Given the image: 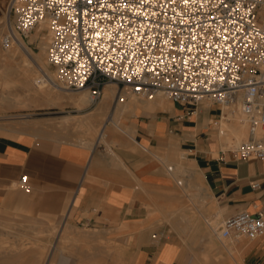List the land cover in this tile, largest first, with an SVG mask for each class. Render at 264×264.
<instances>
[{"label":"crops","instance_id":"obj_1","mask_svg":"<svg viewBox=\"0 0 264 264\" xmlns=\"http://www.w3.org/2000/svg\"><path fill=\"white\" fill-rule=\"evenodd\" d=\"M216 115L212 106L173 103L155 113L139 107L125 115V130L109 122L107 142L97 145L91 133L53 129V116L44 124L0 126V221L124 226L123 236L134 238L128 264H190L174 228L192 226L191 218L207 223L245 210L264 213V158L224 149L206 124ZM175 149L193 167L183 180L167 162ZM259 255L264 259V248Z\"/></svg>","mask_w":264,"mask_h":264},{"label":"built area","instance_id":"obj_2","mask_svg":"<svg viewBox=\"0 0 264 264\" xmlns=\"http://www.w3.org/2000/svg\"><path fill=\"white\" fill-rule=\"evenodd\" d=\"M8 12L6 49L48 24L47 58L62 87L88 89L96 102L114 83L116 104L123 92L164 93L185 108L240 111L249 137L239 154L264 158V0H10ZM221 232L264 237V213L229 216Z\"/></svg>","mask_w":264,"mask_h":264},{"label":"rangeland","instance_id":"obj_3","mask_svg":"<svg viewBox=\"0 0 264 264\" xmlns=\"http://www.w3.org/2000/svg\"><path fill=\"white\" fill-rule=\"evenodd\" d=\"M9 2L10 0H0V71H1L0 84L6 80H9L13 84L15 91L18 90L24 91L25 86L23 84V76L20 74V72L17 69L18 58L13 61L6 58L7 49H5L1 43V36L5 31L7 16L9 14L8 12ZM44 32L47 35V28L44 30ZM32 36L30 35V37ZM30 37L28 39V42L31 43L30 46L32 47V49L38 52L41 58L49 62L47 58V51L46 49H43L40 43V39H36L31 42ZM47 40L48 38H46V41ZM49 66L52 72L56 73L55 68L51 64ZM1 91L2 89L0 87V93ZM68 91H69L68 94L63 93V102L58 107H53V106L51 107V105L48 104V101L44 99V97L39 96V97L28 98L31 104H33V106L30 108L22 109L18 107L12 109H4V106L2 105L0 99V113L1 115L4 116L3 118H0V126L10 125L14 123L13 121L22 120L24 118L23 115L25 116L29 115L27 118H29V120L33 122L40 121L42 124H44L46 120V118H43L44 116H53L54 117L53 122H54L62 115L69 114L72 116L75 115L74 116L75 118L71 120V122L66 126V128L74 127L77 131L82 132L83 134L92 132V138H95V136L97 135V130L100 128V125L105 120V114L102 113L100 116L97 117V120L94 122L93 129L91 131L88 125L83 124L82 120L86 117L88 113L92 111L98 112L102 107L105 106L104 97L92 103L91 105L85 107V109L82 112H78L76 105L71 101L70 98L71 96H74L78 90L68 89ZM30 92L32 95L36 93V91L33 92L30 91ZM126 97H127V101H131L132 96L130 93H127ZM132 101H135L139 107H142L141 105L142 100L135 99ZM165 101L167 105L168 104L173 105L172 101L167 96L165 98ZM112 104L113 106L116 105L115 102H112ZM210 106H212L215 109V113L217 114L213 120L214 122H218L222 116H221L220 108L217 105H209L207 103H203L199 105V107H205V108H208ZM191 107L196 108L195 106H191ZM126 114L127 112L122 115V121H124ZM108 118H109V122L111 123H113V121L116 120L112 111L108 114ZM209 120H207L206 124L211 127L212 132H215L216 130L213 127L215 123L213 122L210 123ZM214 135L216 134L214 133ZM234 147L235 145L233 144L232 147L229 148L223 147V148L236 149ZM166 158L167 156L162 155V159L165 160ZM174 158L175 160L181 161L180 153H178V155H174ZM167 162L168 165L171 164L172 166H174V163H172L171 161L167 160ZM189 165H190V169L193 171L192 169L193 167L191 166V164ZM175 172L176 171H174V174ZM179 178L180 177L178 176V179ZM180 179L183 180L182 177ZM189 207L190 210L193 212V214L197 215V211L191 203L189 204ZM208 220L210 222L211 219L208 218ZM223 221L224 220H220L219 223L220 228L218 229L219 232L221 231ZM200 222L203 223L204 226L199 227V229L195 227L193 228L192 226L184 227V228L176 227L173 229L174 231L177 232L179 238L182 241L185 257L187 258L186 261L188 263L210 264L211 262V264H215L214 262H217L216 264H264V259H262L261 256L259 255V253L264 248V237H257V238L242 237L239 239H234V241L233 239L232 241L229 242L226 241L232 246V250L230 252L227 249L220 248L221 243L220 241H218L219 239L218 240L215 239L216 245L215 244L213 245L211 243L208 244L207 242H204V240H208V238L204 239V237H206L204 236V231L207 229L208 222L207 223L205 221H200ZM69 224L70 227L68 228V230L69 229L70 230L67 233L68 235L67 237L66 235L63 236L61 241L58 242L59 248L55 249L56 252H54L52 256L54 260L52 261L53 258L52 257L50 258L49 251L51 249L52 243H56L57 241L58 231L61 228L60 226H62V223H60L55 227H41V226L5 223L0 221V231H1L0 264H50V261L51 264H82V263L83 264H128L126 256L132 250V241L134 238L133 235H127L126 237L123 236L125 231L124 226L107 227L103 225H94L92 223H88L84 225L83 224L75 225L71 223ZM87 228H90L92 230H97V234H90L89 232H85ZM38 231L42 232V234L41 233L37 234ZM71 232L72 235L75 234V236H72ZM75 237H77L76 239L79 240H76ZM85 237H87V239ZM82 238L84 239L82 240ZM201 248L205 250L203 251ZM238 248L240 249V252ZM206 249L208 253L206 252ZM235 253L236 256H238V259L235 257ZM207 254L208 256L210 255L212 258L210 256L207 257ZM60 255L66 257L62 258ZM215 259L218 261H216Z\"/></svg>","mask_w":264,"mask_h":264},{"label":"bare ground","instance_id":"obj_4","mask_svg":"<svg viewBox=\"0 0 264 264\" xmlns=\"http://www.w3.org/2000/svg\"><path fill=\"white\" fill-rule=\"evenodd\" d=\"M9 19H10V15L8 14V16H7V22H9ZM48 27H49L48 24H43L41 27H39L36 30L35 33L31 34V36L32 35L33 36L30 37V41L32 42V41H34L36 39H40V43H41L43 49H46V47H47L46 38H48V37H47L46 33L44 32V30L46 28H48ZM6 52H7L6 58H8L9 60L13 61V60H16L18 58V60H17L18 61L17 62V65H18L17 66V69L20 72V74L23 76V84L25 86V89H24V91H21V90L15 91L13 84L9 80H6V81L2 82L0 84V87L2 89V91L0 93V99H1L2 105L4 106V109H12V108H18V107L19 108H22V109L30 108V107L33 106V104H31V102L28 100V98H30V97H39V96L44 97V99H46L48 101V104L51 105V107L52 106L53 107H58V106H60L62 104V102H63V93L68 94L69 93L68 89L62 87L61 84L58 83V81H57V74L54 73V72H52V70L49 68L50 67L49 66L50 63L48 61L44 60L43 58H41V56L38 54V52H36L35 50L32 49V47L30 46L29 42H27L26 40H24L23 38L20 37L19 40L14 45H12L11 47L7 48ZM12 68H14V67H12ZM0 74H1V71H0ZM30 91H32V92L33 91H36V93L32 95ZM130 94L132 96L131 101H127V97H126L127 96V92H123L121 94L120 98H119V102L114 107H112V102H115L116 101V98H117V95H118V93H117V86L114 83H111V84L107 85V87L105 89V92H104V96H103L104 97L105 106L100 109L101 111L100 110L98 112H96V111L93 112L92 111V112L88 113L86 115V117L82 120L83 121V124L88 125V127L90 128V131H91L93 129L94 122L97 120L98 115L99 114H102V113L105 114V120L102 122V124L100 125V128L97 130V135L95 136V138H91V141H92V143L94 145H97V144H99L101 142H107V128L109 127L108 126V123H109L108 114L111 111H112V113H113V115H114V117L116 119V120L113 121V123L120 130H125L124 124L122 123V120H121L122 115L124 113H126V112H129V111L134 112L136 109L139 108L138 104L135 101H132V100H135V99H138V98L135 97L132 93H130ZM70 98H71V101L76 105V108H77V111L78 112H82L85 109V107H87V106L91 105L92 103H94L93 102V99L91 97V93H90V91L88 89H80V90H78L76 92V94L74 96H71ZM165 98H166V94L159 93L154 100H142L141 101V103H142L141 105H142V107L144 109H146L148 112H151V113H155V112H167V111L172 110L173 105L172 104H168L167 105L166 104V101H165ZM138 100H140V99H138ZM23 116H24V118L22 120H18V122L16 121L15 124L16 123H19V125H20V123H25V124L32 123L31 120H29V118H27L29 115L28 116L23 115ZM74 116L75 115L72 116V115H69V114L62 115L60 118H58L54 122L53 129L54 128L55 129H59V128L62 129V128L66 127L71 122V120L75 118ZM213 123H215V125L213 126L214 129L216 130L214 132L216 134L215 136H217V138L221 141L222 147H224V148L225 147H227V148L232 147L233 144H234L235 145L234 148L239 149V148H241L243 146V143L249 137V126H248L247 122L244 120V117H243V115L241 114L240 111H233V112L229 111V114L228 115L224 114L218 122H214V120H213ZM15 126H17V125H15ZM36 127L37 126H35L34 128H36ZM12 128H14V127H12ZM53 129H51L49 131H53ZM28 131H30V130H28ZM43 131H45V129ZM49 131H48V134H49ZM56 132H58V131H56ZM64 132H65V130H64ZM90 133L92 134V132H90ZM66 136H68V135H66ZM69 137H68V139H71ZM68 139H67V141L70 142V140H68ZM82 143H83V141H82ZM177 143H179V142L177 141ZM116 144H118V143H116ZM183 152L184 153H180V159H181V161L180 160H175V158H174V155H178L177 149L173 150V153L171 154L173 156H170V158L168 160V161H171L172 163H174V166H172L171 169H174V170L176 169L175 170L176 171L175 172V176L177 175V177L178 176L181 177L184 173H186L187 171H190L191 170L190 169V166H189V161L190 160L188 158V155H187V153L185 151H183ZM188 174H190V173H188ZM202 176H204V175H202ZM175 182H177V181H175ZM211 209H213V208H211ZM213 213H215V212H213ZM176 217H178V216H176ZM181 218H183V217H181ZM62 219H63V217H62ZM210 219H211L210 222L208 220H206V221H208V223H207L208 226H207V229L204 231V236H206V237H204V239H207L208 238V240H204V242H207L208 244L211 243V244L214 245L216 243L215 242V239H217V240L219 239L218 241H220V243H221L220 248L227 249V250H229L231 252L232 246H231V244H229L227 242L232 241L233 238L232 237H227V238L226 237H223L222 236V232L221 231L220 232L218 231V229L220 228V226H219L220 220L218 218H210ZM177 220H179V219H177ZM177 224H179V223L177 222ZM189 224L192 225L193 228L195 227V228H198V229L201 226L200 225L201 222L200 221L199 222H196V221L193 220V218L190 219ZM198 224L200 226H197ZM186 225H187V223H186ZM60 227L61 228L58 231L57 241H56V243H52L51 249L49 251L50 252L49 253L50 254V258L53 256L54 252H56L55 249H58L59 248V243L58 242L61 241V239H62L63 236L66 235V237H67V235H68L67 233L70 230V229L68 230V228L70 227V224L67 221H63L62 222V226H60ZM56 229H57V227H56ZM85 232H89L90 234H97V230H92L90 228H87V230ZM0 233H1V231H0ZM39 233L42 234V232L38 231L37 234H39ZM86 234H88V233H86ZM190 234H191V232H190ZM196 234H198V233H196ZM71 235H72V232H71ZM72 236H75V234L72 235ZM187 236H188V233H187ZM76 238L77 237H75V239ZM85 238L87 239V237H85ZM83 239L84 238H82V240ZM76 240H79V239H76ZM66 241H68V240H66ZM89 241H91V240H89ZM199 241H200V239H199ZM233 241H234V239H233ZM246 243H248V242H246ZM48 247H49V245H48ZM203 247H204V245H203ZM105 249H107V248H105ZM92 250H95V249H92ZM221 250H223V249H221ZM206 252H207V249H206ZM239 252H240V249H239ZM96 253H98V252H96ZM218 253H220V252H218ZM233 253H234V251H233ZM43 256H45V255H43ZM209 256L207 254V257H209ZM61 257L63 258V257H66V256H61ZM235 257L238 259V256H236V253H235ZM240 257H241V255H240ZM201 258H202V256H201ZM53 260H54V258L52 259V261ZM216 261H218V260H216ZM214 263L216 264L217 262H214ZM50 264H51V261H50ZM210 264H211V262H210Z\"/></svg>","mask_w":264,"mask_h":264}]
</instances>
